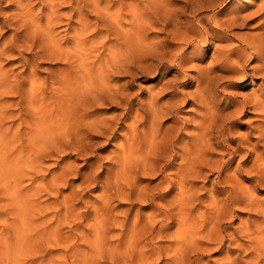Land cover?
I'll use <instances>...</instances> for the list:
<instances>
[{
	"label": "bare ground",
	"instance_id": "bare-ground-1",
	"mask_svg": "<svg viewBox=\"0 0 264 264\" xmlns=\"http://www.w3.org/2000/svg\"><path fill=\"white\" fill-rule=\"evenodd\" d=\"M2 1L8 2V5L6 8L0 5V40L8 33L11 35L0 45V59L5 56L14 57L16 54L21 63L26 64L29 60L23 58V54L35 49L40 58H46L47 55L57 57L56 51L61 48L57 29L65 16L67 26L78 30V36H83L85 42L88 40L90 20L86 10L90 0H0V4ZM230 1L232 0H120L119 5L129 8L132 19L126 24L129 29L125 28V22L120 24L117 44L110 46L115 62L121 61L120 66L110 70L115 71L114 75L119 74L132 80L138 75H160L170 65L177 67L178 74L183 73L186 61L180 58L181 51L191 46L198 47L202 42L210 43L216 38L226 41L227 31L240 21L244 24L251 16L258 15L261 31L249 39H240L237 47L229 45L220 48L215 63L205 70L193 66L196 71L193 80L185 79L187 75H184L182 80L186 81L164 84L159 92L142 101L135 112L129 106L132 97L130 83L117 90L111 85L107 87L108 93L105 90L100 92L101 89L96 90L98 93H91L87 83L92 80L94 69L83 59L77 71H74L77 72L76 75L61 84L64 93L57 101V114L55 115L54 110L51 114L49 110H45L41 115V125H38L40 122L36 123L38 128L53 132L51 134L54 135L64 132L65 135L62 136L66 139L68 128L77 131L82 128L81 125L86 126L83 127L85 131L88 128L89 132L105 136L112 134L116 125L111 119L103 123L91 120L93 116L89 110L95 103L92 97L98 105L103 102L114 107L128 106L123 122L126 142L122 144L119 157L113 163L120 167L117 175H130L134 168L150 177L155 176L164 163V176L158 185H165L162 195L156 197L155 192L152 195L147 193L149 188H142V184L140 187L137 182L135 188L140 190L138 196L141 202L159 200L156 201L159 204L152 216L155 221L160 218V223H167L158 230L159 237H155L173 238V241L175 238L177 241V247L173 248L174 242V245L170 243L171 246L165 248L173 254L172 257H167V264H201V253L212 250L221 256L213 264H264V198H259V194L264 193V88L260 92L255 90L240 97L227 92L232 87L227 83H231L237 76L247 77L248 70L254 74H262L264 81V0L249 15L242 17L241 14H233L230 19L221 18L222 8ZM62 9H68V13L61 14ZM106 31L110 36L112 30ZM153 32L164 35V39H150ZM22 49L26 51L23 52ZM120 55L123 56L122 60ZM35 58L31 61L34 62ZM248 61L256 64L249 69ZM195 83L194 92L187 91ZM168 86L173 90L168 91ZM220 86L226 92L223 95L218 93ZM60 93L59 90L58 94ZM69 95L72 97L71 104L67 101ZM75 97H78L77 100L72 101ZM81 101L82 113L74 105V102ZM184 108L192 114L188 122L179 117ZM252 112H255L259 123L249 127L247 133L240 134L239 120ZM75 114L79 116L70 125L68 116L73 117ZM72 134L75 135V132ZM77 136V140L81 142H92L88 133H79ZM237 158H240V162L232 171ZM215 174L217 176L212 180ZM210 182L212 183L208 187ZM200 208L204 210L199 212ZM235 213H248L251 216L233 227L228 224L237 218ZM172 225L177 227L173 235L170 232ZM141 233L144 237L143 230ZM227 240V250L223 251ZM156 254L158 256L152 260V264H161L162 253Z\"/></svg>",
	"mask_w": 264,
	"mask_h": 264
},
{
	"label": "rangeland",
	"instance_id": "rangeland-1",
	"mask_svg": "<svg viewBox=\"0 0 264 264\" xmlns=\"http://www.w3.org/2000/svg\"><path fill=\"white\" fill-rule=\"evenodd\" d=\"M262 1L232 0L222 8L221 18L230 19L233 14L234 16L241 14L242 17L249 15ZM119 3L120 0H90L86 10L90 20V34L87 40L89 43L84 41L83 36L82 38L81 35L78 36V30L75 31L67 26V16H65L63 23L57 29V39L61 45L56 51L57 57L47 55L46 58H40L36 54L37 49L32 52L22 49L23 52L26 51L23 58L29 60L26 64L21 63L16 54L14 57L5 56L0 59V121L2 120V123L0 122V264H152L158 252L162 253L161 264H167V257H172L173 254L165 248L171 246L170 243L174 245V242L175 245L172 247L178 246L175 238L173 241V238L155 237H159L158 230L167 223L166 221L160 223V218H156L155 221L152 216L155 207L159 204L156 201L159 200L141 202L140 190L135 188L137 182L138 186L141 187L142 184V188H149L147 193L152 195L155 192L156 197L162 195L165 185L159 187L158 185L164 176V163L153 177L134 168L130 175L129 173L127 176L117 175L120 167L113 161L119 157L122 144L126 142L123 122L127 105L114 107L103 102L102 105H98L92 97L95 103L89 110L93 116L91 120L95 122L99 120L103 123L111 119L114 121V126L116 125L113 133L105 136L93 131L89 132L88 128L85 131L83 128L85 125H81L82 128L77 131L68 128L66 135L70 134V137L67 135V139L62 136L65 135L64 132L55 136L51 134L53 132L38 128L43 121L41 115L45 110H49L50 114L54 110L55 115L57 114V101L59 96L63 95L62 92L64 93L61 84L71 80L72 75H76L77 72L74 71H77L83 59L94 69V72L92 71L94 81L87 83V87L92 90L91 93L95 94L94 91L98 93V89H101L102 93L103 90L108 93L107 87L111 85L117 90L120 86L130 83L132 97L129 106L135 112L142 101L147 100L151 94L159 92L164 84L168 82L179 84L186 81L182 80L184 75H187L185 79L193 80L196 77L193 66L204 70L212 66L220 48L229 45L237 47L240 39H249L258 34L261 31L259 19L258 15H255L247 18L244 24L242 21L235 24L227 31L226 41L216 38L210 43L202 42L198 47L191 46L181 51L180 58L186 61L183 73L178 74L177 67L170 65L166 71L161 72L162 75H138L132 80L119 74L114 75L115 71H111L121 65V61L115 62L110 53L111 47L117 44L119 34L117 30L121 29L122 22L126 25L132 19L129 8L121 7ZM0 5L6 8L8 2L2 1ZM66 13L68 9H62L61 14ZM74 19L77 21L76 18ZM113 28H117L116 31ZM125 28L130 27L126 25ZM106 30H112L113 34L108 36ZM10 35V33L6 34L4 39L0 40V45ZM150 39L162 41L164 35L153 32L150 34ZM33 58H35L34 62L31 61ZM120 58L122 60L123 56L120 55ZM255 64L251 61L247 63L249 69ZM108 74L112 76L109 77ZM252 74L254 73L248 70L247 77L237 76L232 79L231 83H227L232 85L227 92L238 94L239 97L249 95L255 90L260 92L264 88L262 74L251 76ZM221 87L218 93L223 95L226 92L222 91ZM168 89V91L173 90L170 87ZM195 89L196 83L187 91L194 92ZM59 90L60 94H58ZM70 98L71 95L67 99L68 104H71ZM74 105L78 106L82 113V101L74 102ZM79 115L68 116L70 125L75 123V117L78 118ZM191 115V112L184 108L179 117L188 122ZM168 123L170 121L165 126ZM257 123H259L258 117L252 112L239 120L238 131L240 134H245ZM74 132L75 135L72 134ZM83 132L89 134L91 143L77 140V135ZM239 162L240 158H237L232 165V171L237 168ZM216 176L215 174L211 179ZM211 183L207 186L210 187ZM245 183L250 185L249 182ZM259 198H264L263 192L259 194ZM203 210L204 208H200L198 211ZM235 216L237 218L228 225L236 227L251 215L235 213ZM149 222L152 225H149ZM153 227L155 229L152 230ZM176 229L177 227L173 226L171 234H174ZM142 230L143 234L145 233L144 237L141 236ZM142 238L145 239L141 240ZM227 245L228 240L223 246V251L227 250ZM220 257V253L215 250L203 252L200 256L201 264H213V261Z\"/></svg>",
	"mask_w": 264,
	"mask_h": 264
}]
</instances>
